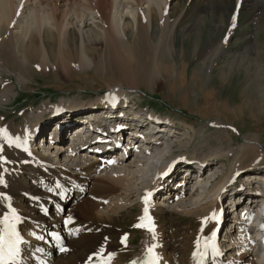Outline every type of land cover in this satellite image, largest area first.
<instances>
[{
  "label": "bare ground",
  "instance_id": "6f19581e",
  "mask_svg": "<svg viewBox=\"0 0 264 264\" xmlns=\"http://www.w3.org/2000/svg\"><path fill=\"white\" fill-rule=\"evenodd\" d=\"M176 1L177 0H0V108H4L11 104L12 99H15V95L17 94L15 85L10 82H5V76L8 75V72L16 73L17 82L25 83V75L27 77L32 73L36 74L37 70L48 71L61 69L64 72H69L72 69H83L93 64H98V62L103 61L105 55H109L119 67L131 76V68L126 66V63H124L120 55V50L123 49L126 53L127 48L130 49V45L127 44L129 36H133V39L135 37L136 42L134 41V43H139V45L142 42H148L149 45H146V48L150 50L152 48V44L150 43L152 41L150 40L156 38L157 45H154L156 47L155 52L158 53L159 50H164L161 48L163 45L167 51L166 53L174 57L177 34L181 32L184 34L187 32L188 35H194L195 40L198 38L200 28L197 23L198 21H196V23L189 22L188 19L193 13V6L196 5V2H204V0H190V3L188 2L187 4V1L186 3L185 1H181L185 4H183V7L179 10L178 7H175L177 4H175V6L173 5ZM205 1L208 2L209 0ZM220 1L221 0H218V3ZM240 1L242 2L243 0H236L237 5ZM232 24L234 25V22ZM229 31L225 37H221L222 40L220 39V42L218 41L219 43L217 44L219 45L214 44L212 47H215L209 50L202 49V51L199 52L198 58L200 59L206 54L209 57H213V55L216 56L219 47L227 41ZM210 40L212 41V39ZM197 41L196 43H198ZM156 60L157 59H155V61ZM173 67L170 70L169 66L166 65L162 68L156 66L154 69L151 68L149 75L150 77H154L160 75L165 70L175 73L176 68L174 69ZM174 75L175 74H173V76ZM167 81L168 80L165 78H161L157 86L159 88H164ZM126 82H128L127 79ZM179 83L184 84L183 80H179ZM126 84V87L123 85H109L106 93L101 95L102 98H111V103H106V105H110L109 109L104 108L102 106L103 104L97 103L96 100H93V97H74L73 100L67 104L60 102L52 104L50 107L45 105L41 106L39 111L34 113L35 117L32 116L28 125L22 128H17L13 122H11L10 126L5 124L2 127L7 128L11 139L16 141V143L13 144L3 139L2 142L4 147L14 152L15 161L13 163L18 162L16 164L21 166V169L27 174L26 177H28L25 182L21 179H17L14 189L10 191L11 194L15 193L14 199L9 200L5 197L0 199V201H2L0 204L3 203L2 206H6V211L0 213V218L5 214H11V209L14 208L21 219H26L28 221L27 224L35 228V232L32 236H24L23 238V234L20 231L23 222L16 225L17 231L22 238L28 242V244H26V242L20 245L23 248L21 253L23 258L22 264H83L84 259L90 256L93 257L95 253H98V249L93 247H87L84 249L85 251L77 252V248H74L73 244L67 245V242H72L70 237L77 235V232H70L71 230L64 229L62 226L63 220H60V216L56 214V211L59 205H62L65 200L70 201L71 199L82 197L89 186H84L82 180L92 178L94 173H98L102 181L100 190L111 192L112 189H118L126 185L128 181H134L133 176L135 174L131 171V167L134 166V163H136L135 165H141V160L137 157L135 160L131 161V163L123 165V168L127 166L126 169H123L115 166L119 162L120 164L122 163L121 158H116L114 160L111 158H104L100 160V158L95 157L92 152H89L88 149L83 150L84 141L92 143L94 140H98V138L91 139L88 137L90 133L95 134V132L99 130V128H93L94 124L91 123V120H87V123L88 121L90 122L88 129H84L87 123H84L83 126V119L71 127V129L74 128V130H77L74 136V142L70 143L59 155H57V153L52 154L53 152L51 153V151L39 152L37 149L33 148L34 146L31 141L26 142V140L32 135V128L34 126L40 132L39 134L42 133L44 130L43 122L46 120V113L50 112L49 110H51V114H60L54 117L52 122L65 125V129L68 128V122L65 118L66 113L77 112L83 115L96 114L104 116L109 115L110 112H114L113 126L117 125V121H119L121 125L126 126V128L120 132L128 137L126 139L128 145L126 146L129 147L130 151L133 150L129 145L131 141L135 139L136 142L140 143V145H137V153L144 158L146 157L144 156L145 151L140 149V146H143L146 152L148 151L149 153V145L157 142L159 143L157 139H159V137L161 139V135H165L166 132H175V123H177L174 120L175 118L173 119L170 116H166L165 113L161 111L147 110L145 111L144 119L146 118V121L149 119L156 125L150 129L148 135L146 133L144 134V131L142 135L138 134L136 128L138 130L140 128H145L148 122L141 119V115L132 110L133 106L127 107L129 110H127L126 113H130V115L123 113L119 114L117 112L123 104L131 103V105H137L132 103L129 99L128 90L134 87L140 89L141 84H146L141 83L139 85V83L136 82H128ZM169 88H172V84ZM168 96L170 97V95ZM108 101L110 100L108 99ZM179 108L180 110L185 109ZM3 113L4 109L0 111L1 115ZM221 117L224 119L229 118L228 114L224 112ZM99 119L100 118L97 120ZM129 122H132L133 125ZM211 123L215 127L219 126L218 120L217 122L212 121ZM52 128L55 129V126L53 125ZM155 135L158 136V138H155ZM17 137H19L18 140ZM76 140L77 143H75ZM53 141L54 142H48L44 149H58L57 147L59 145L62 147L65 141V133L62 132L61 135L58 134ZM170 144H172V142ZM93 145H95V142L92 143V146ZM261 147L262 142L258 137L252 136L244 139L239 155L229 162L230 169L228 173L219 179L217 185H215V188L210 193L209 196H212L211 199L200 204L195 209L187 208L181 210V207H183L181 205L177 206L176 209H163V206L167 205H163L162 203L166 201L167 198H171V195L172 197L178 195V197H181L179 199L180 201L185 200L183 198L186 194V191H183L185 187L184 181L191 176L189 172L193 173L192 176H201L203 172L200 169L201 167H190V169L187 170V175L178 180L179 182L176 184H169L167 180L165 183L164 180L162 183L163 190L158 194V196H161V198H159L160 202L156 204L154 201L150 202V207L157 226L154 233L144 231L145 238L142 240L143 248L136 264H141V262L146 259V249L151 245L157 246L155 251L157 255L161 257V264H172L170 260L166 258V248L167 245H169L167 244L166 238L170 236L169 231L172 226L177 223L174 221H181L179 216H182L183 219L184 216L198 219V224L195 230L192 231L194 237L187 246L186 262L184 263L197 264L196 259L193 258V252L196 250V241L200 239L201 243H203L205 239H209L212 236L213 232L216 234L217 231L215 219L208 221L202 231H200L201 221L207 217L216 216L220 209L226 208L224 199L227 195L219 194L220 188L224 187L228 179H233L235 174L239 171L242 172L241 175H239L245 177L249 182L248 184L252 185L256 183L258 187L259 183L263 182L264 184V168L261 166L264 161V153ZM211 152L213 157L209 158V155H211L209 153ZM227 152H229V150H227ZM221 155L224 154L215 149L207 152V154H201L198 158L200 163H215L219 161L218 159H220L219 156ZM55 157L56 159H54ZM61 157H65L64 161L66 160V163L57 165V163L55 164L53 162V160H59ZM195 157L197 158V156ZM215 157H218V159H215ZM173 159L166 161L163 166L158 168L157 173L163 172L164 165L169 164ZM10 164L11 163L6 161L1 164L2 175L10 168ZM17 168L16 166L15 170H17ZM100 168L110 172L102 173L99 171ZM26 177L24 176L25 179ZM257 179L262 181L257 183ZM146 184L151 185V182L147 181ZM57 185H59V187H57ZM156 185L160 186L159 184ZM151 189L152 186H149L142 191V197L138 205V213L132 216L134 226L140 223L143 199L145 194ZM194 190V187H192L190 194H192ZM244 191L245 193L242 195H233L231 198L234 199L230 205H240L244 202V198L241 196L246 195V193H248V196L253 195L257 189H252L250 191L244 189ZM169 194H171L170 197ZM27 197L32 201V205L35 206V209H33L34 211L29 209L33 211L35 215L33 217H31V213L25 216V207L17 204L18 201ZM53 198L54 210L50 213L48 207L51 205V199ZM109 200L111 201L112 207H114V205H120V203L123 202L122 197H118L116 201L113 200V198ZM95 203L96 206L99 204V202ZM258 203L254 215L256 221L258 219L257 217L260 216V207L264 205V201H259ZM97 211L98 210L95 212L102 216V214ZM108 212L110 213L112 211ZM108 212L106 215L109 217L108 219L112 221L111 215L114 214H108ZM33 220H38L37 222L39 223L33 225ZM190 222L191 221H189V223ZM2 227L3 225H0V228ZM228 233L229 232H227V234ZM51 235L55 236V238L58 236L61 245L54 243L51 240ZM41 236H43V240L38 239V237ZM253 238L254 236L245 237L243 233L237 231V233L230 238L231 247L224 248L225 252L222 253L223 255H227V252L231 250L235 252L236 258L230 255L226 257L223 256L224 258L222 256L212 257L209 251V260L204 264H256L255 260L251 258L250 241ZM45 247L48 248L46 252ZM37 248H43L44 251L37 252ZM61 248L67 249V251L61 252ZM220 252L222 251L220 250ZM68 255H71V258H73L72 262L68 261ZM92 260L93 259H91L88 264H94ZM102 264L107 263L102 262Z\"/></svg>",
  "mask_w": 264,
  "mask_h": 264
},
{
  "label": "rangeland",
  "instance_id": "374dc122",
  "mask_svg": "<svg viewBox=\"0 0 264 264\" xmlns=\"http://www.w3.org/2000/svg\"><path fill=\"white\" fill-rule=\"evenodd\" d=\"M181 1L190 3V0H177L173 5L177 4L175 7H178L179 10L185 4ZM202 2H196V5L193 6V13L188 19L189 22L196 23L198 21L200 27L198 38L195 40L194 35H188L187 32L177 34L174 57L166 53L163 45L161 48L164 50L155 52L156 38L150 40L152 41L150 42L152 44L150 50L146 48L149 45L148 42H142L139 45V43H134L135 37L133 39V36H129L127 44L130 45L131 50L127 48L125 53V50L122 49L120 55L126 66L131 68V76L119 67L109 55H105L106 58L104 57L105 59L103 58V61L98 62V64L83 69H72L69 72H64L61 69L37 70L36 74L23 76L25 83L17 82L16 73L8 72V75L5 76V82L15 85L17 94L15 95L16 98L12 99L11 104L0 108V111L4 109L3 116L0 114V128L5 124L10 126L11 122L17 128H22L28 125L32 116L35 117L34 113L38 112L43 105L50 107V105L60 102L67 104L74 97H93L100 93L105 94L109 85L126 87L128 82H136L139 85L145 83L146 85L141 84L140 89L134 87L128 90L129 99L137 105L130 103L123 107L133 106L132 110L139 113L141 119H144L145 111L154 110L164 112L166 116L175 118L174 120L177 122L175 123V132H166L165 135H161V139L160 137L157 139L159 143L149 145V153L143 146L140 147L145 151L144 156L146 157H143L144 161H141V165L134 163V166L131 167V171L135 174L133 176L134 181H128L126 185L112 189L111 192L101 191L102 181L98 173H94L92 178L82 180L84 186L89 185L86 193L82 197L71 199L65 204L60 214V220H63L62 226L64 229L71 230L70 232H77V235L70 237L72 242H67V245L73 244L74 248H77V252L85 251L84 249L87 247L96 248L98 252L101 247L107 250L102 256L93 255L94 264H102V262L107 264L137 263L142 252V240L145 235L141 229L133 226L132 216L138 213L142 191L152 186L147 185L146 182H153L154 176L158 174V168L166 161L174 158L163 167L166 170L164 179H167L169 184L178 183V180L187 175V170L190 167H201L200 169L203 171L201 176H192L193 173L189 172L191 176L184 181L183 191H186L185 195L188 197L181 210L195 209L211 199L210 193L219 179L228 173L229 162L239 155L244 139L252 136L258 137L262 142L261 148L264 153V0H243L238 5L236 0H221L219 3L218 0H209L208 2L204 0ZM228 31V39L219 47L216 56L209 57L206 54L201 57L202 59L198 58L202 49L209 50L215 47H212L214 44L219 45L217 43L220 42V39L222 40L221 37L226 36ZM155 59L157 60L155 61ZM165 65L169 66L170 70L174 66L176 72L171 73V71L165 70L160 74L162 76L150 77L151 68L154 69L156 66L162 68ZM173 74L175 75L173 76ZM161 78L168 80L164 88L157 86ZM179 80H183L184 84H180ZM171 84L172 88L170 89ZM179 107L185 109L180 110ZM49 111L50 113L46 115L47 118L52 115L51 110ZM223 112L228 114V119L221 117ZM144 120L146 121V118ZM148 120L145 128L139 129V133L144 131L143 133L148 135L150 129L156 125ZM217 120L219 126L215 127L211 122H217ZM155 138L158 136L155 135ZM171 142L172 144H170ZM33 148L44 152L37 143ZM214 148L225 156H219L220 159L215 157L219 160L215 163H200L198 157L203 153L207 154V152L215 150ZM51 153L56 154L54 151ZM209 154H211L209 158L213 157L212 152ZM0 157L4 158L0 160V166L5 161L11 163L4 175H2V167H0V178L4 180V183L0 184V192L4 195L7 194L6 197L8 198L14 199L15 193L11 194L10 191L14 189L17 179L25 182L28 177H26L27 174L21 169V166L16 164L18 162L13 163L15 154L11 149L5 147V151ZM136 158L137 156L135 157V154L131 153L125 159H121V164L119 162L115 166L123 168V165L131 163ZM64 159L65 157H61L59 160H53V162L57 165L64 164L66 163ZM16 166L18 167L17 170H15ZM261 166L264 168V161ZM99 171L102 173L110 172L103 168H100ZM240 175L232 184L223 189L224 194L227 195L224 204L228 200L232 202L234 198L231 197L233 195L244 194V189L250 191L260 187L264 188L262 180H256L257 183H262H259L258 187L256 183L248 184V180ZM154 187L162 188V184ZM192 187L195 190L190 194ZM118 197H122L123 202L112 207L109 199L113 198L116 201ZM159 197L161 198V196ZM95 202H99V204L96 206ZM2 204H0V213L6 211V206H2ZM17 204L25 207V216L28 213H31V217L35 216L33 214L35 206L32 205V201L28 197L18 201ZM52 209L54 210V207ZM96 210L102 216L98 215ZM108 211L112 212L109 213ZM107 212L114 214L111 215L112 221L108 219ZM69 216L73 218L72 224L65 223ZM179 217L181 221H174L177 223L172 226L169 231L170 236L166 238L167 244H169L166 248V258L172 264H184L186 262L187 246L193 239L192 231L198 224V219L195 217L184 216V219L182 216ZM37 221L35 224H38ZM189 221L191 222L189 223ZM27 223L28 221L25 219L21 224L20 231L23 238L24 236H32L35 232V228ZM227 247H231V244ZM47 250L48 248L45 247V252ZM228 255L236 258L235 252L231 250L228 251ZM68 257V261L72 262L71 255ZM251 258L255 260L256 264H264L263 259L252 251ZM89 262V257H87L83 264Z\"/></svg>",
  "mask_w": 264,
  "mask_h": 264
},
{
  "label": "snow or ice",
  "instance_id": "6c2138e0",
  "mask_svg": "<svg viewBox=\"0 0 264 264\" xmlns=\"http://www.w3.org/2000/svg\"><path fill=\"white\" fill-rule=\"evenodd\" d=\"M234 26V25H233ZM0 139H4L8 141L9 143H16L15 140H12L9 136L7 128H0ZM19 137H17V140ZM3 157H0V160H3ZM4 180L0 178V184H3ZM59 187V185H57ZM152 193H147L144 197V215L140 217L141 223L135 225V227L139 228H146L150 233H154L155 226L152 224L151 217L148 214V207L149 200L151 198ZM4 193L0 192V197H3ZM6 199H10L8 197H5ZM215 215L205 218V223H207L210 220L217 219ZM18 223H21V217L17 215L16 209H11V214H5L2 218H0V225H3L2 228H0V264H16L18 262V259L20 257L21 248L20 245L22 243H26V241L23 240L22 236L16 229V225ZM66 224H72L73 218L71 216L67 217ZM55 235V234H53ZM215 232L212 233V236L209 239H205L203 243H201V240L198 239L196 241V250L193 252V258L197 260V264H204L206 260L209 259V251L211 252L212 257H217L222 255V253L219 251L215 244ZM57 239H59L58 236H56ZM38 239L43 240V236L38 237ZM126 239V237H125ZM156 245H151L146 249L147 257L144 261L141 262V264H159V261L161 257H159L156 252L155 248ZM61 251H67V249L61 248ZM37 252H43V248H37ZM104 248L101 247L98 253H95L94 255L102 256L104 253ZM110 258V257H109ZM92 257H89V260H91ZM133 264H136V262H133Z\"/></svg>",
  "mask_w": 264,
  "mask_h": 264
}]
</instances>
